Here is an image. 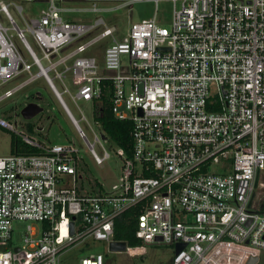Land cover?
<instances>
[{
    "label": "built area",
    "instance_id": "built-area-1",
    "mask_svg": "<svg viewBox=\"0 0 264 264\" xmlns=\"http://www.w3.org/2000/svg\"><path fill=\"white\" fill-rule=\"evenodd\" d=\"M27 1L48 7L27 19L23 6L11 3L25 29L0 2L9 25L0 16V86L29 75L0 101L44 78L104 168L110 154L98 156L63 96L77 107L80 101L90 103L95 117L108 98L113 115L132 123V144L130 154L117 146L122 159L118 182L110 190L102 184L101 194H89L78 183L82 156L76 147L42 144L26 129L18 132L0 119L1 127L42 151L0 156V264H60L63 251L89 238L110 245L116 221L134 208L141 212L136 237L142 246H127L131 256L146 245H167L174 248L172 264L260 260L264 202L255 200V191L259 186L264 193V0ZM139 2L155 3L154 17L134 23L119 40L117 28L102 18L93 25L69 19L73 13L113 11ZM161 2L173 6L170 29L159 24ZM110 3L119 5L102 7ZM101 26L105 30L90 39ZM106 37L112 44L102 59L87 54ZM69 74L75 91L66 83ZM82 120L87 121L83 113ZM95 142L102 145L97 135ZM24 222L39 226L28 224L18 245L15 224ZM179 244L186 246L177 254ZM80 264H105V258L90 254Z\"/></svg>",
    "mask_w": 264,
    "mask_h": 264
},
{
    "label": "rangeland",
    "instance_id": "rangeland-1",
    "mask_svg": "<svg viewBox=\"0 0 264 264\" xmlns=\"http://www.w3.org/2000/svg\"><path fill=\"white\" fill-rule=\"evenodd\" d=\"M1 1L8 5L9 13L22 29L26 28L25 22L22 20L17 10L11 5V3L22 5L24 8L23 14L27 17V19L38 17L41 11L43 9H47L48 7V4L45 2L30 3L27 0H0V2ZM118 5L119 4L116 3H110L104 4L102 7H117ZM67 6H80V4H69ZM155 13V3L139 2L113 11H103L100 13H73L69 14V19H81L83 22L93 25L98 18H102L108 27L117 28V32L114 34V37L119 40L130 32L134 23L143 19L153 18ZM157 15L159 24L170 29L173 19L172 4L161 2L158 5ZM0 16L4 20L5 24L8 25L4 14L1 13ZM104 30L105 27L101 26L94 32L90 39L100 35ZM26 36L38 55L41 56L38 49L34 46V41L31 35L27 33ZM17 44L27 63L32 64V60L26 49L19 41H17ZM111 44L112 37L103 38L91 47L87 54L95 55L102 59L105 49ZM43 64L44 66L48 65L46 61H44ZM37 71L38 69L33 67L32 72L37 73ZM28 77L29 75L25 73L8 84L0 86V97L4 96L6 91L13 89L26 81ZM51 77L53 78L57 89L62 92L63 86L61 82L54 78V73H51ZM66 83L71 91H75L74 86L72 85V74L68 75ZM63 99L75 119L79 122L80 127L86 133L88 140L95 144V151L98 156L103 157L105 151L110 154V158L105 161L104 168H101L96 164L87 142L80 137L71 119L44 78L37 79L32 84L17 91L12 97L5 98L0 101V119H6L16 125L18 132L25 131L24 124L28 120H25L22 117V109L29 103L40 104V106L44 109L43 112L29 121H32L37 126L44 127L45 132L43 136H35V139L40 141L42 144L73 145L76 147L82 156L83 167V179L79 180V185L81 183L86 184L88 180H94L103 184L107 190H110L111 187L118 182L122 173V159L117 155V146L110 140H104L103 131L96 123L94 110L92 109L90 103L80 101L78 102L77 107L71 101L69 95L64 94ZM81 112L86 116L87 121L82 120ZM52 121L53 124H51ZM95 135L100 138L102 145L95 142ZM12 136L18 137V134L0 126V156H8L11 154ZM261 174L264 175V171H262ZM262 181H264V179ZM260 192L263 191L258 186L255 191V200L264 202V193ZM258 207H260V204H258ZM28 224L39 226L36 222L15 224V227H18L19 230L15 234V240L18 245L22 243L24 229ZM90 254H102L105 258V264H172L174 248L167 245H146L144 246L142 253L131 256L129 255L128 250L123 252H113L110 250L107 242L94 241L89 238L63 251L60 255V264H80L82 259ZM257 264H264V252Z\"/></svg>",
    "mask_w": 264,
    "mask_h": 264
},
{
    "label": "trees",
    "instance_id": "trees-1",
    "mask_svg": "<svg viewBox=\"0 0 264 264\" xmlns=\"http://www.w3.org/2000/svg\"><path fill=\"white\" fill-rule=\"evenodd\" d=\"M111 102L108 98H104L101 102L102 114L95 117L96 123L100 124L103 131V137L106 140L112 141L116 146L124 149L127 153H131L132 137L131 132L133 125L129 121H120L112 113ZM53 124V121L52 123ZM26 131L30 135L43 136L44 132L36 131L37 126L32 121H26L24 124ZM42 151L24 143L19 137L12 136L11 138V154H41ZM83 167L80 165V173L78 181L82 180ZM88 180L86 184H80L81 190H86L89 194H101L104 187L101 183L93 180ZM80 190V191H81ZM264 212V203L261 207ZM139 208H134L118 218L115 224L114 241L126 242L129 248L142 246V242L136 237V222L140 214Z\"/></svg>",
    "mask_w": 264,
    "mask_h": 264
},
{
    "label": "water",
    "instance_id": "water-1",
    "mask_svg": "<svg viewBox=\"0 0 264 264\" xmlns=\"http://www.w3.org/2000/svg\"><path fill=\"white\" fill-rule=\"evenodd\" d=\"M43 108L37 104V103H29L26 105L22 111L21 115L25 120H32L35 118L37 115L43 112ZM71 229L73 232V223L71 225ZM186 245L184 244H179L176 246V253L179 254ZM109 248L113 252H123L127 250V243L126 242H121V241H112L109 245ZM18 249H16L17 251ZM259 262V259L257 257H252L247 264H257Z\"/></svg>",
    "mask_w": 264,
    "mask_h": 264
}]
</instances>
